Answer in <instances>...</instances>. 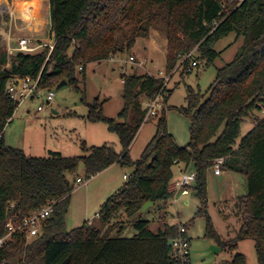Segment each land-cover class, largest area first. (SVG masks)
Returning a JSON list of instances; mask_svg holds the SVG:
<instances>
[{"label": "trees", "instance_id": "obj_1", "mask_svg": "<svg viewBox=\"0 0 264 264\" xmlns=\"http://www.w3.org/2000/svg\"><path fill=\"white\" fill-rule=\"evenodd\" d=\"M50 14L55 36L51 51L46 47L37 53L20 51L9 56L0 47V236L8 232L10 217L21 220L53 203L37 236L27 240L25 232L17 231L0 248V264H177L170 240L178 236L179 224L164 222L154 231L148 219L138 218L133 221L137 231L133 236L115 232L126 225L121 217L137 216L148 201L156 204L170 199L172 168L178 162L194 164V190L202 202L200 211L207 215V236L232 252L239 241L254 239L258 264H264V118H257V124L236 145L242 122L255 112L264 92V0H50ZM161 22L167 29L168 72H191L195 59L190 54L195 47L210 64L221 53L215 49L220 39L231 32L243 38L233 60L217 69L207 92L188 87L187 107L181 108L190 120L186 145H179L167 131L164 107L156 115V135L140 158L130 156L146 119L142 97L153 100L165 91L166 103L171 93L163 77L135 72L123 75L124 106L118 118L104 113L103 101L86 102L88 119L105 122L118 134L119 151L107 143L89 146L84 141V155L51 151L47 157H35L6 144L4 129L18 107L6 93L11 74H41L47 87L67 80L80 91L78 71L85 77L88 64L131 49L138 37H147L150 28ZM118 36L128 43H121ZM220 157H224L223 170L240 173L247 181V193L238 204L246 220L229 240L221 238L206 210L208 172ZM115 163L132 168V173L98 212L103 226L85 221L68 230L65 218L74 188L68 175L76 174L80 164L91 177ZM221 264L247 262L243 253L236 252L231 261Z\"/></svg>", "mask_w": 264, "mask_h": 264}, {"label": "rangeland", "instance_id": "obj_2", "mask_svg": "<svg viewBox=\"0 0 264 264\" xmlns=\"http://www.w3.org/2000/svg\"><path fill=\"white\" fill-rule=\"evenodd\" d=\"M6 1L11 6V10L0 12V27H26L24 31H16L15 36L26 32L34 38H42L41 43L44 44L42 49L46 48L53 37L50 0H41L34 22L26 20L28 18L34 20V13L24 14L22 9L16 8V0ZM118 39L124 45L128 43L127 38L118 36ZM242 42V37L237 38L236 33L231 32L215 44V49L221 53L213 63L208 64L206 60L201 59L195 47L190 55L199 61L198 66H194L191 72L185 74H181V69L168 72L166 70L168 52L166 25L163 22L155 24L150 28L147 37H138L131 49L115 55L119 60L90 63L86 67L85 77L78 71L80 91H77L68 81L62 85L58 83L52 87L55 92L54 100L46 105L44 110H37L38 101H25L19 105L11 121L5 126V142L35 157H47L51 151L61 152L65 156L84 155L85 152L82 149L84 141L89 146H101L107 143L119 151L121 144L118 134L110 131L105 122L89 120L87 117L89 106L86 102L94 103L97 99L100 102L103 101L104 113L109 117L118 118L124 106L122 74L135 72L169 78L167 88L171 93L165 103L167 131L174 136L179 145L184 146L190 141L191 136L190 120L181 111L182 107H187L188 87L191 86L202 93L207 92L217 77V69L233 60ZM0 47L7 52L1 37ZM131 55L135 56V60L125 62L124 60ZM112 67L115 69L113 70ZM160 71H163L164 75ZM146 100L148 99L142 97V102ZM259 115L258 112H254L244 119L237 146L257 124ZM157 121L156 116H151L139 129L130 148V156L133 159L140 158L146 145L156 135ZM173 170L175 174L179 173L177 164L173 166ZM194 170L193 163L186 168L187 172ZM131 173L132 168L116 164L87 177L83 164H80L76 174L68 175L74 188L65 218L67 229L78 227L85 221H90L96 226H103L98 212L104 202L126 183L127 179L123 175L130 176ZM78 177L83 178L84 182H78ZM241 177L243 182L240 180ZM246 189V177L240 173L223 170L221 176H215L214 168L208 172L206 210L214 228L224 240L236 237L246 220V214L238 207L240 198L243 196L242 190ZM187 197L190 200L189 204H185L183 198H180L176 204H171L169 200L158 201L147 208L150 209L149 211L146 209L131 218L121 217L126 225L121 232H115V235L133 236L137 232L133 221L138 218L148 219L154 231H157L164 222L171 224L174 219L177 224L188 223L186 228L191 243L192 264H221L224 261H231L236 252L245 255L247 264H258L254 239L239 241L238 248L233 252L228 248L213 252L212 246H220L212 237L207 236L208 219L207 215L200 211L202 202L195 190H192Z\"/></svg>", "mask_w": 264, "mask_h": 264}, {"label": "built area", "instance_id": "obj_3", "mask_svg": "<svg viewBox=\"0 0 264 264\" xmlns=\"http://www.w3.org/2000/svg\"><path fill=\"white\" fill-rule=\"evenodd\" d=\"M26 27H0V37L1 42L6 46L7 53L9 55H14L17 52L25 53H37L41 51L44 46L41 43L42 38H34L28 33H23L21 35L15 36L16 31H24ZM52 33V32H51ZM13 40L17 43L14 45ZM55 44V36L53 34L52 40L46 45L49 47L50 51L53 49ZM109 59L115 60V55H112ZM135 56L131 55L125 62H133ZM123 61V62H124ZM9 65V63H8ZM199 61L195 59L192 61L190 69L194 66H198ZM79 69L83 68V65L78 66ZM125 71V70H124ZM162 75L163 71H160ZM126 74L123 72L122 75ZM165 79V85L169 81V78L162 76ZM124 79L122 80V82ZM6 93L11 99L17 102L18 106L25 101H38L37 110H44L46 105H49L54 100L55 92L52 87H47L42 82L41 74L37 77L31 75H21V74H11L6 83ZM165 91H162L153 100H146L143 102V107L147 109L146 118L151 116H156L160 110L165 107ZM255 112L260 115L257 118H264V92L260 95L257 100V107ZM224 162V157L216 159L213 166L214 172L220 174L222 172V164ZM130 176L125 175L124 178L127 179ZM197 173L196 171L181 173V177L175 181L174 184H169V191L172 192V196L169 201L171 204H176L182 196L189 195L196 183ZM78 182H84L83 178L78 177ZM86 182V181H85ZM53 210V203L49 202L46 206L41 209H36L30 213V215L25 216L23 219L18 220L15 217H10L8 219V232L0 236V248L9 241L12 235L17 231H23L26 233L27 240H30L40 233L43 220L50 215ZM171 224H177L174 219H172ZM180 225L178 236L170 240L172 245V255L176 260L177 264H192L191 261V251H190V238L187 235V228L182 223Z\"/></svg>", "mask_w": 264, "mask_h": 264}, {"label": "crops", "instance_id": "obj_4", "mask_svg": "<svg viewBox=\"0 0 264 264\" xmlns=\"http://www.w3.org/2000/svg\"><path fill=\"white\" fill-rule=\"evenodd\" d=\"M3 5H4V7H5V9H3L2 7H0V12H8V11H10L11 10V6L7 3V1L6 0H3ZM17 4H16V8H20V9H22V11H23V13L24 14H28V13H26L27 12V10L30 8V6H31V8L33 7V0H16L15 1ZM40 2H41V0H37V6L32 10V13H34V20L32 19V18H28V19H26L27 21L28 20H31V22H34V21H36V19H35V16L37 17V11L39 10V6H40ZM4 10V11H3ZM16 35V34H15ZM167 41V40H166ZM12 43L15 45L16 43H17V41L16 40H13L12 41ZM166 46H167V43H166ZM116 60H119V59H117L116 57H115V60H111V59H107V60H104L105 62L107 61H116ZM104 61H101V62H99V63H102V62H104ZM113 68V70L115 69V67H112ZM149 118H146L145 119V121L144 122H146L147 120H148ZM116 164H118V163H115V164H113V165H111L110 167H113L114 165H116ZM177 165H178V168H179V173L178 174H175V172H174V170H173V178H172V180H171V182H170V185L171 184H174L175 183V181L176 180H178L180 177H181V173L182 172H184V171H186V168H187V166H186V164L185 163H183V162H178V163H176ZM175 164V165H176ZM110 167H108V168H106V169H109ZM173 169V168H172ZM224 172H233V171H227V170H224ZM214 174H215V176H221L222 174H223V170H222V172L220 173V174H216L215 172H214ZM126 174H124L123 176H125ZM234 178H238V177H234ZM242 182H243V179H242V177H241V179H240ZM247 193V189L246 190H242V194L244 195V194H246ZM188 195H186V196H182L181 198H183L184 199V202H185V204H189L190 203V200H189V198L187 197ZM223 197V196H222ZM222 197H221V199H222Z\"/></svg>", "mask_w": 264, "mask_h": 264}, {"label": "water", "instance_id": "obj_5", "mask_svg": "<svg viewBox=\"0 0 264 264\" xmlns=\"http://www.w3.org/2000/svg\"><path fill=\"white\" fill-rule=\"evenodd\" d=\"M67 83V80H62L59 85H62V84H65ZM154 201H148L144 204V206L142 207V210L141 211H145L149 206L151 205H154ZM212 251L215 252V251H218V250H221V247H218V246H212Z\"/></svg>", "mask_w": 264, "mask_h": 264}, {"label": "bare ground", "instance_id": "obj_6", "mask_svg": "<svg viewBox=\"0 0 264 264\" xmlns=\"http://www.w3.org/2000/svg\"><path fill=\"white\" fill-rule=\"evenodd\" d=\"M3 0H0V7H2L3 9H5V7H4V5H3ZM33 7L31 8V6H30V8L27 10V12L26 13H28V14H33V13H31L32 12V10L37 6V0H33ZM4 11V10H3ZM33 16V15H32ZM25 17V16H24ZM28 17H30V15L28 16ZM29 21H31V20H29Z\"/></svg>", "mask_w": 264, "mask_h": 264}]
</instances>
